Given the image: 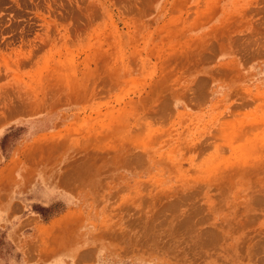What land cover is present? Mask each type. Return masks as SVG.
I'll return each mask as SVG.
<instances>
[{
	"label": "rangeland",
	"instance_id": "1",
	"mask_svg": "<svg viewBox=\"0 0 264 264\" xmlns=\"http://www.w3.org/2000/svg\"><path fill=\"white\" fill-rule=\"evenodd\" d=\"M15 197L46 263L264 264V0H0V264Z\"/></svg>",
	"mask_w": 264,
	"mask_h": 264
},
{
	"label": "crops",
	"instance_id": "2",
	"mask_svg": "<svg viewBox=\"0 0 264 264\" xmlns=\"http://www.w3.org/2000/svg\"><path fill=\"white\" fill-rule=\"evenodd\" d=\"M13 189L16 193L15 195H17L18 192H21V190L16 189V183L13 184ZM22 193H25V192H22ZM14 201H15L13 204L14 210L16 211V213L19 214L18 215L19 218L21 216V219L15 218L14 225L11 224L10 227L6 228L4 238H5L6 242L12 246L15 255L17 254V256H19V258L22 260L21 261L22 264H67V263H64L67 259V258L66 259L64 258V254H72V255L76 256V261L72 262L71 264H78L77 261L84 258L85 251L84 252L78 251V250H75V251L67 250L66 251V249L63 248L62 242H61L64 239L65 235L60 234V236L58 237L59 240L57 242V245L54 248L55 250L54 251L51 250L49 252V254H50L53 251L52 254H55L57 261L55 263H53V262L46 263L42 260L40 261V260L36 259L35 255L33 253V250H32L34 248V246H33L34 238H30V236L34 237L32 234L34 233L33 231L36 229L35 228L36 225L33 224L31 226L32 232H30L27 229L28 227L26 229L23 228L21 230L18 228L19 227V225H18L19 221H25L26 223H28L29 215L27 213H24V210L22 209V204L20 203V200L17 199V197L14 198ZM34 207H36V206H34ZM2 213H4V214H2L3 220L5 222H7L8 220L6 217V212L4 211ZM59 217H60V215L46 220V219L41 218L37 214V219L40 222L39 225H43V226L48 225L53 220L54 221L57 220ZM20 231H21V233H20ZM61 231H60V233H61ZM35 233H36V231H35ZM20 243L23 244L22 247L19 246ZM32 246H33V248H32ZM45 254H47V253H45Z\"/></svg>",
	"mask_w": 264,
	"mask_h": 264
}]
</instances>
